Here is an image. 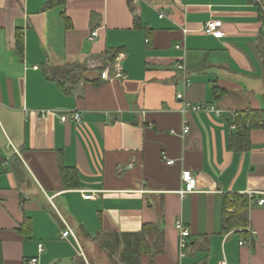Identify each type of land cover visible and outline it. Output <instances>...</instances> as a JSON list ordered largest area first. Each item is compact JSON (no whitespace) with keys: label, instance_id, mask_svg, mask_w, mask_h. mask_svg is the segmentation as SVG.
Returning <instances> with one entry per match:
<instances>
[{"label":"crops","instance_id":"crops-1","mask_svg":"<svg viewBox=\"0 0 264 264\" xmlns=\"http://www.w3.org/2000/svg\"><path fill=\"white\" fill-rule=\"evenodd\" d=\"M258 3L0 0L3 264H120L108 247L143 225L158 238L139 264H264V205L247 196L264 192V129L228 148L229 117L264 109ZM209 20L222 37L202 31ZM64 65L83 66L67 90L47 72ZM183 170L197 189L181 196ZM233 195L247 199L246 222L224 231ZM177 220L190 232L182 253Z\"/></svg>","mask_w":264,"mask_h":264},{"label":"trees","instance_id":"trees-1","mask_svg":"<svg viewBox=\"0 0 264 264\" xmlns=\"http://www.w3.org/2000/svg\"><path fill=\"white\" fill-rule=\"evenodd\" d=\"M261 10V9H260ZM260 17L264 24V14L260 12ZM258 51L264 63V29L260 33L258 39ZM15 49L18 53L22 51V42L19 36L16 38ZM108 59L112 61L115 57L114 51L106 50ZM99 75L102 73V68L96 69ZM49 78L54 80L56 84L64 90H67L76 85L83 77V66H68L52 67L47 70ZM216 91V90H215ZM217 92V91H216ZM219 95V94H218ZM234 128L228 138V148L233 151H243L249 148V134L252 129H264V109L247 110L231 115L228 120ZM65 173L66 168H61ZM232 201H229L228 196L225 197L226 208H231V211H224L222 228L228 231L236 226L245 225V210L248 206L247 199L243 195H233ZM152 238H158V227L156 225H143L141 230L132 234H124L118 236L115 243L108 247L109 258L112 255H117L120 264H139L142 253H148L152 250ZM0 264H3L1 245H0Z\"/></svg>","mask_w":264,"mask_h":264},{"label":"built area","instance_id":"built-area-1","mask_svg":"<svg viewBox=\"0 0 264 264\" xmlns=\"http://www.w3.org/2000/svg\"><path fill=\"white\" fill-rule=\"evenodd\" d=\"M162 15H160L161 17ZM202 31L208 35H212L216 38H220L224 35V32L222 30V22L220 20H209L207 21L203 28ZM97 36V33L95 31H93L89 37L90 40H92L93 38H95ZM177 68L179 69H184L183 64L181 63H177ZM115 67L117 68V76H121V73L119 72V66L115 65ZM101 77L104 79H109L108 77V71L105 70L101 73ZM186 83H188L187 81H185ZM177 98L179 100L183 99V95L182 93H178L177 94ZM184 105H189L188 103H184ZM190 108L193 111H197L200 110L202 108L201 105H191ZM46 113H49L48 111H44L42 113V115H46ZM71 118L76 121L79 122L81 120V116L80 113L78 111H74L71 114ZM67 119V117L65 115L60 117L61 121H65ZM234 128V126L232 125V129ZM188 131V126L185 124L183 126V132H187ZM166 163L168 165H171L174 163L173 159H167ZM181 180H182V188L178 191V193L183 196L186 195L188 193H193L196 191L197 189V178L196 176L190 171V170H183L181 173ZM247 196L249 198V200H251L252 203H256L257 205H264V192H253V191H249L247 193ZM83 197L85 199H90L92 197V195H83ZM232 201V199H230ZM175 227L178 231V246L180 248V252L182 253L183 248L186 247V239L189 236L190 232L188 227H186L180 220H177L175 222ZM69 234H72V231L70 229H66L65 231L62 232V237L65 238L67 237ZM240 244H242V242H240ZM37 251L38 253H41L43 251V244L42 243H38L37 245ZM38 260L36 257H32L30 259L26 260V264H37Z\"/></svg>","mask_w":264,"mask_h":264},{"label":"rangeland","instance_id":"rangeland-1","mask_svg":"<svg viewBox=\"0 0 264 264\" xmlns=\"http://www.w3.org/2000/svg\"><path fill=\"white\" fill-rule=\"evenodd\" d=\"M258 2H260V3H258V4H261V8H262V12H264V0H257Z\"/></svg>","mask_w":264,"mask_h":264}]
</instances>
